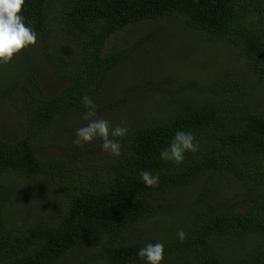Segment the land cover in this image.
<instances>
[{"label":"trees","instance_id":"1","mask_svg":"<svg viewBox=\"0 0 264 264\" xmlns=\"http://www.w3.org/2000/svg\"><path fill=\"white\" fill-rule=\"evenodd\" d=\"M52 1L25 0L22 7L26 24L44 42L54 15ZM57 1L61 7L54 18L80 55L62 76L67 81L63 89L28 106L19 138L8 142L0 137V264H56L82 244L90 253L75 264H146L137 250L157 241L165 246L162 264H264V244L249 247L246 257L227 253L235 246L231 241L264 237V201L254 211H232L220 202L216 189L226 175L243 188L264 185V116L252 110L256 89L244 76L233 85L218 76L207 87L211 94L174 102L168 114L142 119L124 137L116 138L121 144L119 157L103 151L100 139L83 145L85 149L67 140L47 145L53 149L47 158L37 153L56 120L74 111L85 115L88 109L82 97L94 102L114 82L133 51L123 47L105 53L104 47L115 33L132 25L179 18L190 30L244 58L251 75L264 81V0ZM137 89L134 85L122 91V98L102 108L123 104ZM10 92L0 89V101ZM101 112L96 108V116ZM177 131L191 132L199 145L198 151L185 152L178 165L160 159L161 149ZM141 170L158 174V186L146 187L138 175ZM8 177L45 180L52 195L60 198L62 210L38 216L23 229L9 226L4 218L12 194ZM203 178L206 189L214 191L209 200L194 205L185 223L186 238L165 241L162 235L149 233V223L165 213L160 198Z\"/></svg>","mask_w":264,"mask_h":264},{"label":"rangeland","instance_id":"2","mask_svg":"<svg viewBox=\"0 0 264 264\" xmlns=\"http://www.w3.org/2000/svg\"><path fill=\"white\" fill-rule=\"evenodd\" d=\"M52 3L54 15L50 17L47 41L37 35L34 45L14 55L9 63L0 64V89L11 91L7 99L0 101V137L8 142L15 141L24 132L25 116L31 103L34 105L55 95L66 86L67 81L62 76L74 67L80 55L67 41L60 21L54 18L61 7L60 2L53 0ZM123 47L132 49L131 59L121 67L104 94L93 102L96 108L102 110L96 117L108 120L113 126L132 129L142 119L150 121L168 114L174 102L200 100L211 94L207 87L218 76H222L225 82L229 80L231 85L239 77H246L247 84L256 89L251 102L252 110L264 116V81L260 82L251 75L245 59L233 56L231 52L234 51L225 44L190 30L179 18L129 26L109 38L104 52L110 53ZM134 85H138V89L130 94V98L127 97L126 102L102 108L110 101L122 98V91ZM85 121L81 111L56 120L43 135L37 149L38 156L47 158L52 155L53 149L47 145L62 144L65 140L72 142L73 129L87 124ZM85 146L79 148L85 149ZM8 178L12 194L5 204L4 218L9 226L23 229L38 216L62 210L60 198L52 195V189L45 180ZM226 178L217 181L216 189L220 190L217 194L220 195V202L226 203L230 210L254 211L259 202L264 201V185H246L243 188L231 175H226ZM205 182V178L193 181L184 190L160 198L165 213L162 218L149 223V233L160 234L166 241L178 238L180 230L185 232V223L194 205L197 206L198 201L209 200L213 194L214 189H206ZM212 187L215 188V182ZM259 243L264 244L263 236H246L231 241L230 244L235 246H230L227 253L234 258L246 257L250 251L246 250ZM89 253V247L82 244L56 264H75Z\"/></svg>","mask_w":264,"mask_h":264},{"label":"clouds","instance_id":"3","mask_svg":"<svg viewBox=\"0 0 264 264\" xmlns=\"http://www.w3.org/2000/svg\"><path fill=\"white\" fill-rule=\"evenodd\" d=\"M25 0H0V64L9 63L14 55L21 50L34 45L37 41V32L30 24H26L22 14V7ZM82 101L88 109L85 113L86 125L75 131V138L72 143L77 146L90 144L96 139L102 141L100 147L114 157L121 156V144L116 139L124 137L128 129L119 125L113 126L108 120L95 119L96 106L87 95ZM199 150L198 143L191 132L177 131L171 138L168 146L161 149L160 159L180 164L184 160L185 152H196ZM139 178L146 187H156L160 177L149 170H141ZM178 239L182 242L186 238L183 230L178 231ZM164 243L146 242L143 247L137 250V257L146 261V264H162L164 259Z\"/></svg>","mask_w":264,"mask_h":264}]
</instances>
